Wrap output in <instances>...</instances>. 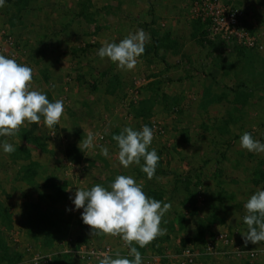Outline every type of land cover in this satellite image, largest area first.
Returning a JSON list of instances; mask_svg holds the SVG:
<instances>
[{
	"label": "rangeland",
	"instance_id": "rangeland-1",
	"mask_svg": "<svg viewBox=\"0 0 264 264\" xmlns=\"http://www.w3.org/2000/svg\"><path fill=\"white\" fill-rule=\"evenodd\" d=\"M223 1L239 9L257 45L207 39L202 0H5L0 30L14 36L15 54L2 41L0 54L30 66L32 88L62 100L64 112L52 128L41 118L0 137L16 148L0 150V264H16L27 246L46 252L69 235L118 247L119 236L91 235L67 209L77 187H107L121 174L171 204L160 223L164 234L143 248L133 242L137 250L172 253L228 230L255 255L202 264H264V242L245 245L240 233L247 230L245 202L264 188V153L239 142L244 132L264 142V0ZM140 29L151 40L133 69L97 55L106 42ZM143 125L153 131L149 150L160 157L151 179L143 159L120 164L113 140L124 127ZM89 134L94 147L84 148ZM52 263L79 264L62 255Z\"/></svg>",
	"mask_w": 264,
	"mask_h": 264
},
{
	"label": "clouds",
	"instance_id": "clouds-1",
	"mask_svg": "<svg viewBox=\"0 0 264 264\" xmlns=\"http://www.w3.org/2000/svg\"><path fill=\"white\" fill-rule=\"evenodd\" d=\"M5 0H0V7ZM150 34L142 29L130 33L119 43H105L97 55L108 58L118 68L131 70L136 66L137 58L145 51V45L150 42ZM33 70L26 64L18 63L15 58L0 54V137L12 136L26 121L39 123L43 118L45 126L52 128L61 119L64 103L56 99L50 101L47 93L32 88ZM153 131L148 125L141 130L124 127L118 135L113 136L117 142L118 160L124 168L133 163L140 164L141 171L151 179L156 172L160 160L157 151L149 146L153 141ZM94 137L89 134L84 141V148L94 147ZM240 147L257 154L264 153V142L253 137L252 133L244 132L240 136ZM0 150L10 154L15 146L6 141H0ZM104 156H109L106 147L101 148ZM74 205L72 210H80L82 222L91 229V235L106 234L119 236L129 248L127 256L92 252L98 257V264H143L137 247L143 248L158 235H163L160 227L161 219L170 209V203H163L148 197L143 191V185L138 184L132 176L117 175L107 186L93 185L91 188H78L70 197ZM247 214L243 223L246 231H240L244 244H260L264 242V188L257 190L245 202Z\"/></svg>",
	"mask_w": 264,
	"mask_h": 264
},
{
	"label": "built area",
	"instance_id": "built-area-1",
	"mask_svg": "<svg viewBox=\"0 0 264 264\" xmlns=\"http://www.w3.org/2000/svg\"><path fill=\"white\" fill-rule=\"evenodd\" d=\"M198 16L203 26L204 36L212 41L221 43H237L246 47H254L255 38L244 26L241 12L234 5H226L223 0H202L198 7ZM0 41L11 46L12 55L15 54V39L12 33L4 28L0 30ZM54 134V133H52ZM80 210H72L81 224ZM118 247L111 243H99L92 236L77 238L66 236L55 242L53 249L46 252L37 251L27 246L16 264H49L57 254H69L79 264H98V257L90 253H109L115 255L119 252L121 256L128 255L129 248L125 242L118 238ZM139 251V250H138ZM143 264H202L215 256L238 257L241 255L253 256L257 249H252L235 242L228 230L214 232L200 245L187 244L171 252L147 253L139 251Z\"/></svg>",
	"mask_w": 264,
	"mask_h": 264
},
{
	"label": "trees",
	"instance_id": "trees-1",
	"mask_svg": "<svg viewBox=\"0 0 264 264\" xmlns=\"http://www.w3.org/2000/svg\"><path fill=\"white\" fill-rule=\"evenodd\" d=\"M59 255H62L63 257H65V258H71L72 259V257L69 255V254H65V253H63V254H57V255H55L54 257H53V260H55V257H57V256H59ZM52 260V261H53ZM52 261H51V263H52ZM50 263V264H51ZM55 263V262H54ZM53 264V263H52Z\"/></svg>",
	"mask_w": 264,
	"mask_h": 264
},
{
	"label": "crops",
	"instance_id": "crops-1",
	"mask_svg": "<svg viewBox=\"0 0 264 264\" xmlns=\"http://www.w3.org/2000/svg\"><path fill=\"white\" fill-rule=\"evenodd\" d=\"M111 139V138H110ZM104 146V145H103ZM80 165V164H79ZM50 264V263H49ZM52 264V263H51Z\"/></svg>",
	"mask_w": 264,
	"mask_h": 264
}]
</instances>
